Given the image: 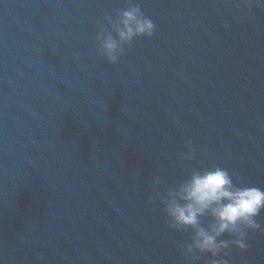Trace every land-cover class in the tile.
<instances>
[{"label":"water","instance_id":"obj_1","mask_svg":"<svg viewBox=\"0 0 264 264\" xmlns=\"http://www.w3.org/2000/svg\"><path fill=\"white\" fill-rule=\"evenodd\" d=\"M138 2L154 35L112 65L96 26L127 0H0V264H189L153 176L264 189V2ZM247 243L231 264H264Z\"/></svg>","mask_w":264,"mask_h":264},{"label":"clouds","instance_id":"obj_2","mask_svg":"<svg viewBox=\"0 0 264 264\" xmlns=\"http://www.w3.org/2000/svg\"><path fill=\"white\" fill-rule=\"evenodd\" d=\"M245 5L251 7L252 0H245ZM96 27V51L112 65L119 63L125 46L130 47L138 37L151 38L156 30L138 0H127L115 16L106 14ZM184 148L178 159L192 160L196 150L191 138L185 139ZM162 184V177L154 175L148 203L160 201L170 230L191 229L190 242L178 249L189 264H197L199 254L210 256L205 264H231L230 248L245 251L250 233L264 234L260 219L264 213V189L234 183L233 174L226 168H193L186 179L164 188L163 195ZM203 218H208L206 224L202 223Z\"/></svg>","mask_w":264,"mask_h":264}]
</instances>
